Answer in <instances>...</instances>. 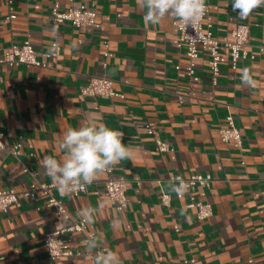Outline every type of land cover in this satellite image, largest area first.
Listing matches in <instances>:
<instances>
[{
    "label": "crops",
    "instance_id": "obj_1",
    "mask_svg": "<svg viewBox=\"0 0 264 264\" xmlns=\"http://www.w3.org/2000/svg\"><path fill=\"white\" fill-rule=\"evenodd\" d=\"M232 3L207 0L211 31L225 41L237 25H248L245 49L255 58L240 60L232 70L223 49L213 86L207 53L200 54L195 74L188 76L189 60L176 47V18L146 25L139 0H74L73 5L96 11L102 25L97 30L69 23L52 27L51 8L58 4L65 10L68 0H14L13 19L0 0V57L25 40L38 55L54 40L60 46L59 58L48 68L0 64L4 142L9 147L22 143L18 158L0 150V190L53 183L40 162L46 155L60 158L63 132L89 118L123 132L124 143L133 149L131 159L86 185L85 194L65 195L56 186L52 196L62 201L65 214L46 207L42 196L1 213L0 264H94L92 256L51 261L43 245L45 234L69 226L89 206L97 212L88 231L99 246L116 251L121 264H247L249 258L264 264V7L241 19ZM104 40L112 52L106 67ZM244 68L251 70L255 87L242 84ZM94 76L111 79L123 98L82 96L80 89ZM228 115L242 136L241 148L218 137ZM148 125L168 144L167 152H154ZM22 165L35 169L36 176L23 173ZM192 174L213 178L205 196L199 194L212 208L202 221L183 208L186 198L173 197L169 181L172 175ZM109 177L130 181V202L122 212L103 194ZM162 195L171 196L168 206L161 203ZM73 248L87 251L82 242Z\"/></svg>",
    "mask_w": 264,
    "mask_h": 264
},
{
    "label": "built area",
    "instance_id": "obj_2",
    "mask_svg": "<svg viewBox=\"0 0 264 264\" xmlns=\"http://www.w3.org/2000/svg\"><path fill=\"white\" fill-rule=\"evenodd\" d=\"M4 1L9 9L8 19L15 18L13 10L14 0ZM74 0H68L69 6L65 10H60L58 4H54L51 8V25L54 29H58L63 23H69L73 28L86 26L92 30L101 29L102 25L97 20L95 10L85 5H73ZM207 10L202 18L198 21L186 26L178 18L174 21L175 29L178 32V41L176 47L183 50L185 56L189 60L186 67V74L192 76L195 74V62L202 52H206L209 59L210 80L213 86L218 83L220 76L221 52L225 49L228 52L230 67L232 70L237 68L240 60L250 58L254 59L255 55L249 53L245 46L249 40V27L246 24L237 25L231 32L230 38L225 41L217 39L211 31V18L206 0ZM54 46V54L50 53V49ZM50 49L47 52L37 54L33 45L29 40L23 41L21 44H13L8 51L0 57V64L11 67L16 66H32L36 68H48L54 61L59 58L60 46L57 41L50 43ZM259 51H262L260 49ZM103 67H106V60L112 56L109 42L103 41ZM179 69V66H176ZM114 82L105 77H90L85 86L80 89V94L85 97H102V98H123V95L114 90ZM226 126L218 132L219 139L224 143H231L236 148L242 146V136L235 125L234 118L231 115L225 118ZM148 135L154 136L155 153H164L169 150L166 142L160 140L155 135L151 125L146 126ZM30 148V147H29ZM22 143L16 142L10 147L4 142V133L0 126V150L6 151L11 156L18 158L21 154ZM29 157H34V152H29ZM23 173L32 177L36 176L35 169L22 165ZM106 172L110 173V170ZM180 177L189 187L186 191L177 193L173 191V197L177 200L187 199L183 208L195 211V216L199 221L205 220L212 215L211 205L200 199L199 194L205 196V190L209 189L213 178L209 174H192L187 178L180 175L169 176L172 189L178 186L176 178ZM130 181L125 177L112 178L109 177L103 182V194L109 198L118 212L124 211L130 202L127 194ZM56 187L54 183L33 182L27 188L22 190L7 189L0 190V214L6 213L10 206H20L23 201H34L38 196L44 198V205L54 210L55 214L62 215L66 213L61 200L52 196V190ZM87 192V186L80 187L72 191V196H78ZM94 195H99V191L95 190ZM171 200L170 195H162L160 201L163 205L168 206ZM88 223L83 222L81 218L76 219L67 227L47 233L43 237V245L47 251L48 258L51 261L67 259L80 256H95L96 252L107 250L105 247L99 246L92 251L75 250L73 246L80 242L85 244L89 238L94 235L88 231ZM174 230L178 231L177 225ZM187 262V261H186ZM247 264H256L251 258Z\"/></svg>",
    "mask_w": 264,
    "mask_h": 264
},
{
    "label": "clouds",
    "instance_id": "obj_3",
    "mask_svg": "<svg viewBox=\"0 0 264 264\" xmlns=\"http://www.w3.org/2000/svg\"><path fill=\"white\" fill-rule=\"evenodd\" d=\"M144 11L143 22L146 25L161 23L168 16L178 18L188 26L204 16L207 10L206 0H139ZM264 7V0H233V11L241 19H246L257 8ZM54 54V46L50 49ZM241 82L248 87H255L256 81L249 68L241 69ZM60 158L46 155L41 166L45 175L51 178L62 194H69L77 188L92 184L109 168L123 160L131 159L132 151L124 143V133L117 131L94 118L79 127L68 128L63 132L60 142ZM178 186L173 187L177 193L184 192L189 185L177 177ZM97 209L83 208L78 215L83 222L94 223ZM88 251L99 247L96 238L85 241ZM94 264H121L119 254L111 249L95 253Z\"/></svg>",
    "mask_w": 264,
    "mask_h": 264
}]
</instances>
